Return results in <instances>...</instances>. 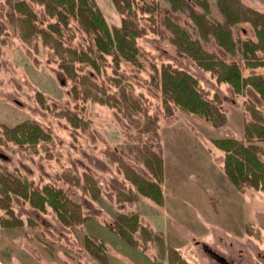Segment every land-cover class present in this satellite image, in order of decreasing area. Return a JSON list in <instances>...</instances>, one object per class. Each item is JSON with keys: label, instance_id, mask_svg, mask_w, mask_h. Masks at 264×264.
<instances>
[{"label": "rangeland", "instance_id": "rangeland-1", "mask_svg": "<svg viewBox=\"0 0 264 264\" xmlns=\"http://www.w3.org/2000/svg\"><path fill=\"white\" fill-rule=\"evenodd\" d=\"M20 1L28 7H19ZM205 1L208 9L197 0L190 4L210 21H224L220 0ZM96 2L109 26L121 24L123 15L113 0ZM136 2L139 23L147 29L137 38L139 64L125 59L116 64L108 53L97 59L99 70L75 62L79 76L88 75L111 96L109 103H103L76 94L74 86L81 90L83 85L75 84L60 67L65 47L88 51L93 43L78 20L71 17L68 25L61 24L49 15L44 0H0V177L6 172L40 190L46 184L61 188L89 217L84 223L66 225L51 206L41 210L12 194L9 209L0 206V264H104L87 249L86 235L105 242L108 264H218L204 244L228 261L264 264V191L251 186L238 189L224 171L225 151L212 140L235 137L253 142L261 146L264 160V139L245 136L249 122L264 126V96L251 84L237 93L190 56L178 55L170 32L155 26L151 14L141 8L144 1ZM154 2L159 17L169 16L192 38L200 39L205 49L236 61L244 76H264V65L247 66L242 51L232 53L214 38L204 40L189 10L174 11L168 0L145 4ZM239 2L264 12V0ZM31 21L38 31L30 29ZM51 22L60 23L62 34L53 37L63 45L61 52L40 32L47 31ZM233 32L237 40L256 38L249 21H238ZM168 63L198 78L225 113L223 124L214 125L175 104L173 114L166 113L161 88L152 76L155 67ZM125 92L138 101L131 115L123 106ZM28 119L38 122L50 139L24 144L9 139L5 126ZM151 151L161 159L160 203L141 194L126 173L130 167L147 179H157L146 165ZM87 175L100 190L97 199L87 186ZM121 213L139 214L140 223L151 231L148 239L147 234L135 233L145 250L107 227ZM14 218L20 224L2 223ZM171 249L181 258L173 260Z\"/></svg>", "mask_w": 264, "mask_h": 264}, {"label": "trees", "instance_id": "trees-1", "mask_svg": "<svg viewBox=\"0 0 264 264\" xmlns=\"http://www.w3.org/2000/svg\"><path fill=\"white\" fill-rule=\"evenodd\" d=\"M142 1H144V5L141 6L142 10L151 14L150 20L154 22L155 26L163 29V26H165L166 30L170 32L168 38L176 46L178 55L190 56L201 68L216 76L218 82L230 83L237 93H241L248 84H251L264 96V76L260 74L244 76L236 61L228 62L205 49L200 39L192 38L181 24L175 22L169 16L159 17L157 2L145 4L148 0ZM168 1L174 11L189 10V15L194 20L199 34L204 40L208 41L214 38L227 51L232 53H236L237 50L242 51L246 65L249 67L264 65V55H258L259 51H264V12L251 6H243L239 0H220L219 6L225 14V20L213 22L207 18L206 13L196 10L190 4V0ZM197 1L208 9V3L205 0ZM44 2L50 16H55L65 26L68 25L71 17H75L85 32L93 39L88 51L65 47L60 57V67L74 80L75 84L81 83L83 85L81 90L75 85V93H83V98L91 97L92 100L109 103L111 96L106 95V90L98 86L88 75L79 76L75 62L90 64L96 70H99L100 66L97 59L102 57L103 53H108L113 55L116 64H119L121 59L139 64L140 48L137 38L143 35L147 29L139 23L136 10L137 2L135 3V0H113L117 9L123 15L121 24L114 26H109L96 0H44ZM17 5L28 7L23 1L18 2ZM28 10L32 12L29 8ZM32 16L33 12L30 14V17ZM238 21L251 22L255 28L256 38L237 40L234 37L233 25ZM60 23L51 22L47 31L44 29L40 31L45 39L54 43V48L58 52H61L63 45L53 37V34H62ZM29 27L38 31L32 21L29 23ZM166 30L163 32L165 33ZM154 69L155 74L152 76V82L161 88L163 103L168 115L173 114L172 104H175L188 112L205 117L214 125H221L226 121L225 113L208 96L209 92L201 86L196 76L170 63ZM123 96V106L128 110L127 113L131 115L133 109L138 106V101L133 97L130 98L126 92L123 93ZM114 100L115 104L119 102L117 99ZM245 131L247 140H251L253 136L260 140L264 139V126L254 120L246 125ZM5 134L18 144L37 143L40 139H50L51 137L38 122L30 119L14 127L5 126ZM212 140L217 147L225 151L224 171L238 189L251 186L264 191V160L261 157L262 148L260 145L253 142L247 144L244 140L235 137L214 138ZM145 160L146 165L151 169L153 175L157 176V179H147L130 167H127V170H129L126 171L127 176L137 186L141 194L149 196L160 203L163 197L160 181L158 180L162 177L160 176L162 173L161 159L157 153L151 151ZM86 180L93 198H99L100 190L96 186L95 180L90 178L89 175H87ZM0 194V206L7 207V209H9L10 200L12 194H14L28 200L32 206L41 210H45L47 205L51 206L66 225L84 223L89 219L88 216L83 214L80 204L70 199L63 189L54 187L51 184L44 185L40 190L32 187L27 180L5 172L0 177ZM133 199L134 197L125 198V200ZM14 221L20 224V219L14 218L13 221L2 219V223L8 226L15 225ZM106 225L132 246L146 249L138 241L135 233L139 231L141 235L147 234L146 239H148L151 231L140 223L139 214L121 213ZM85 241L87 249L100 262L108 264L109 257L105 242L90 235L85 236ZM170 253L173 260L181 258L175 249H171ZM180 264H183V262Z\"/></svg>", "mask_w": 264, "mask_h": 264}, {"label": "flooded vegetation", "instance_id": "flooded-vegetation-1", "mask_svg": "<svg viewBox=\"0 0 264 264\" xmlns=\"http://www.w3.org/2000/svg\"><path fill=\"white\" fill-rule=\"evenodd\" d=\"M204 249L211 255L218 264H245L247 261H228L227 258L221 255L219 252L213 250L212 248L208 247L207 245H203ZM217 254V256H215ZM223 257V260L220 259Z\"/></svg>", "mask_w": 264, "mask_h": 264}, {"label": "water", "instance_id": "water-1", "mask_svg": "<svg viewBox=\"0 0 264 264\" xmlns=\"http://www.w3.org/2000/svg\"><path fill=\"white\" fill-rule=\"evenodd\" d=\"M215 256H217V254H215ZM217 257H218V256H217ZM220 259L223 260V257H222V258L220 257Z\"/></svg>", "mask_w": 264, "mask_h": 264}]
</instances>
